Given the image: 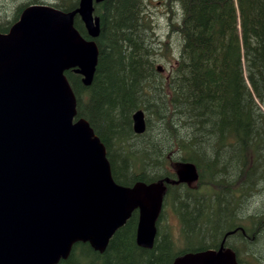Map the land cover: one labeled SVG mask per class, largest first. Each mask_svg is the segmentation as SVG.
<instances>
[{"label":"trees","instance_id":"obj_1","mask_svg":"<svg viewBox=\"0 0 264 264\" xmlns=\"http://www.w3.org/2000/svg\"><path fill=\"white\" fill-rule=\"evenodd\" d=\"M80 1L0 0V33L32 5L72 12ZM158 2L95 4L92 84L66 73L77 115L105 145L115 182L166 186L155 244H137L135 211L106 251L78 243L59 264H174L237 237L238 261L264 264V0H165L163 46L152 9ZM75 27L92 40L79 16ZM139 110L147 124L141 135L133 129ZM187 165L197 175L191 183L177 180L176 168ZM166 210L178 216L179 232L163 221Z\"/></svg>","mask_w":264,"mask_h":264},{"label":"water","instance_id":"obj_2","mask_svg":"<svg viewBox=\"0 0 264 264\" xmlns=\"http://www.w3.org/2000/svg\"><path fill=\"white\" fill-rule=\"evenodd\" d=\"M103 1L81 0L72 12L30 6L0 33V264H59L78 243L103 253L135 211L137 244H155L166 186L115 182L107 149L78 117L66 76L73 70L86 86L92 84L100 35L94 5ZM77 16L92 40L76 29ZM146 128L139 110L134 132ZM179 177L197 179L192 165ZM174 264L240 263L223 244Z\"/></svg>","mask_w":264,"mask_h":264},{"label":"rangeland","instance_id":"obj_3","mask_svg":"<svg viewBox=\"0 0 264 264\" xmlns=\"http://www.w3.org/2000/svg\"><path fill=\"white\" fill-rule=\"evenodd\" d=\"M159 4L155 5L154 8L152 7L154 13H155V18H156V22H157V30H158V36H159V42L160 44L163 46L165 40H166V36H165V33L167 31V19L166 17L168 16V13L166 11V8H165V0H160V2H158ZM153 4H156L155 2H152V5ZM170 45V48L173 50L172 48V44L169 43ZM176 49V48H174ZM163 58V57H162ZM161 58V59H162ZM159 66H163V63H160L158 64ZM178 169V179L179 180V174L182 173V172H185L186 171V166H184L183 168L179 166L176 168ZM180 181V180H179ZM194 180H191L190 179H187L186 182H193ZM244 212V211H242ZM165 217L163 218V221L165 222L166 221V224L167 225H171L173 226L174 228V231L175 233L179 232L180 231V222L178 220V216L176 214H174L171 210H166L165 213H164ZM253 248V247H251Z\"/></svg>","mask_w":264,"mask_h":264},{"label":"flooded vegetation","instance_id":"obj_4","mask_svg":"<svg viewBox=\"0 0 264 264\" xmlns=\"http://www.w3.org/2000/svg\"><path fill=\"white\" fill-rule=\"evenodd\" d=\"M231 235H233V233H229V234H228V236H231ZM238 236H239V235H238ZM239 243H240V240H239V238L237 237V242H236V240H235V241H234V245H229V244H227V241H224V242L221 244V246L224 244V247H225L226 249H231L232 251H234L235 254H236V259H237V261H238V258H237V252H236V250H234V247H235V246H238ZM221 246H220V247H221ZM216 250H219V248L216 249ZM238 263L242 264V263L239 262V261H238ZM245 264H246V263H245Z\"/></svg>","mask_w":264,"mask_h":264},{"label":"bare ground","instance_id":"obj_5","mask_svg":"<svg viewBox=\"0 0 264 264\" xmlns=\"http://www.w3.org/2000/svg\"><path fill=\"white\" fill-rule=\"evenodd\" d=\"M168 186V185H167Z\"/></svg>","mask_w":264,"mask_h":264}]
</instances>
